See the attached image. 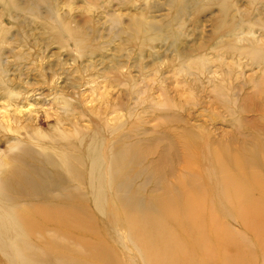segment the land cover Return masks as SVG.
Listing matches in <instances>:
<instances>
[{
    "label": "rangeland",
    "instance_id": "1",
    "mask_svg": "<svg viewBox=\"0 0 264 264\" xmlns=\"http://www.w3.org/2000/svg\"><path fill=\"white\" fill-rule=\"evenodd\" d=\"M83 131L80 142L94 137L100 150L104 141L133 145L131 190L146 200L175 193L168 184L180 180L205 188L210 154L227 170L246 163L264 185V0H0V208L17 201L42 213L68 201L70 185L12 195L2 183L37 182L36 168L54 170L48 156L59 165ZM211 163V179L221 177ZM76 193L82 219L98 229L91 195ZM221 220L248 245L234 241L241 258L223 253L214 264H260L255 234L239 218ZM85 228L27 238L47 264H101ZM55 237L66 251L41 246ZM77 251L92 261L63 255ZM0 264L20 263L0 248Z\"/></svg>",
    "mask_w": 264,
    "mask_h": 264
},
{
    "label": "bare ground",
    "instance_id": "2",
    "mask_svg": "<svg viewBox=\"0 0 264 264\" xmlns=\"http://www.w3.org/2000/svg\"><path fill=\"white\" fill-rule=\"evenodd\" d=\"M87 135L83 131L75 138L77 142L67 143L71 153L60 159L59 165L48 156L47 163L53 165L54 170L36 168L40 173L38 181H26L28 186L23 190L20 185L14 190L12 181L2 183L3 189L13 190L12 195L32 190L36 193L38 189L48 187L66 190L69 185L75 189L68 201L58 202V207L42 213L19 208L17 201L8 210L0 208V248L11 252L15 261L20 264L48 263L47 253L32 250L28 242L27 237L34 234L32 230L51 227L66 236L83 226L87 227L83 237L90 235L88 240L96 237L99 241L98 245L87 244V248L96 253L101 264H136L127 256L129 248L137 252L141 264H214L219 257L222 260L230 254L238 260L241 251L235 248L234 241L242 251L248 244L242 243V246L238 242L239 232L225 227L222 216L228 220L239 218L244 229L255 234L253 241L258 247L260 264H264V185L257 183L256 173L248 170L246 163L243 162L241 168L232 165L227 170L220 165L217 155L210 154L204 164L208 176L205 188L190 179L180 180L178 185L168 184L167 188L176 190L175 193L146 200L131 190L130 183L136 175L131 165V156L136 157L133 145L102 141L100 150L94 137L88 136L84 144L80 142ZM59 153L57 150V156ZM212 158L217 171L222 174L216 179H211ZM59 166L65 168V174L57 171ZM79 186L91 195L94 209L101 218L98 229L93 221L82 219L84 198L78 202L80 195L76 192L85 191ZM113 205L118 210L113 209ZM173 221L177 224L172 226ZM120 229L125 234L120 235ZM106 238L112 239L120 248L114 250L104 246ZM42 242L41 246L47 251L57 247L66 251L57 237ZM249 249L252 250L253 245ZM223 253L230 254L222 257ZM244 254L255 261L250 254ZM63 255L74 258L79 255L80 259L92 261V254L84 256L79 251ZM65 256L62 262L66 260Z\"/></svg>",
    "mask_w": 264,
    "mask_h": 264
}]
</instances>
